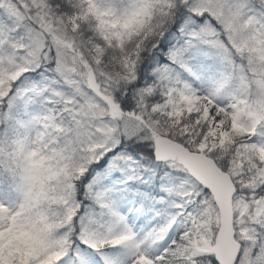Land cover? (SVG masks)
Masks as SVG:
<instances>
[{"label":"snow or ice","instance_id":"obj_1","mask_svg":"<svg viewBox=\"0 0 264 264\" xmlns=\"http://www.w3.org/2000/svg\"><path fill=\"white\" fill-rule=\"evenodd\" d=\"M0 264H264V0H0Z\"/></svg>","mask_w":264,"mask_h":264}]
</instances>
